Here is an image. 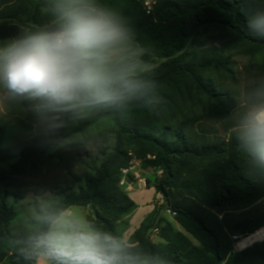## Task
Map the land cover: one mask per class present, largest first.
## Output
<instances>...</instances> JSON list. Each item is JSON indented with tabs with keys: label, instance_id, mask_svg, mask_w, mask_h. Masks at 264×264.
Listing matches in <instances>:
<instances>
[{
	"label": "trees",
	"instance_id": "trees-1",
	"mask_svg": "<svg viewBox=\"0 0 264 264\" xmlns=\"http://www.w3.org/2000/svg\"><path fill=\"white\" fill-rule=\"evenodd\" d=\"M7 1L0 14V40L17 34L13 21L22 16L40 20V0ZM114 2L132 17L147 50L145 60L163 59L148 73L162 103L151 111L140 105L101 111L55 133L63 137L97 126L92 137L96 155L79 146L54 149L39 131L14 154L7 144L10 130L0 124V264H28L14 251L28 232H10L20 216L10 197L50 192L55 200L46 206H93L90 217L121 235L119 227L128 225L138 207L120 184L123 170L135 161L149 172L146 185L163 202L128 240L171 264H264V241L234 250V236L264 228V181L247 173L232 133L236 93L220 83L236 80L234 54L250 58L248 81L264 75V38L249 35L246 28V19L264 10V0H161L150 14L139 0ZM208 26L226 29L228 39L220 47L189 48ZM204 120L221 126L223 133L210 127L201 131ZM161 210L174 214L181 230L164 216L155 223ZM150 228L159 242L146 236Z\"/></svg>",
	"mask_w": 264,
	"mask_h": 264
},
{
	"label": "clouds",
	"instance_id": "clouds-1",
	"mask_svg": "<svg viewBox=\"0 0 264 264\" xmlns=\"http://www.w3.org/2000/svg\"><path fill=\"white\" fill-rule=\"evenodd\" d=\"M39 14V22L13 21L17 34L0 40V110L27 102L50 147L88 150L90 128L55 135L66 116L85 120L162 103L133 19L114 0H40ZM246 28L264 38V10L251 14ZM235 105L237 147L249 176L264 181V75L237 92ZM26 227L14 251L28 264H171L100 226L78 204L42 206Z\"/></svg>",
	"mask_w": 264,
	"mask_h": 264
},
{
	"label": "rangeland",
	"instance_id": "rangeland-1",
	"mask_svg": "<svg viewBox=\"0 0 264 264\" xmlns=\"http://www.w3.org/2000/svg\"><path fill=\"white\" fill-rule=\"evenodd\" d=\"M17 1V0H15ZM13 1V5L17 2ZM10 1L7 0H0V14L1 12L8 6ZM25 19V17L22 16L21 20ZM228 31L224 28L217 27V26H208L205 28H202L190 41L189 48H212L214 46L220 47L222 43L228 39ZM163 59L154 58L152 61H149L148 63L151 66V69L158 66ZM250 61V58L248 56H244L241 54H234L231 56V63L233 70L235 72L236 80H220V83L222 84L223 88H226L228 90L233 91L237 94V92L242 89L247 83H248V73L245 69V67L248 65ZM255 61V59H254ZM214 78H216V75H212ZM81 119L79 118H70L68 116L63 118V125H65L67 128H72L77 124L78 121ZM0 124H4L7 126L10 130V137L8 140V147L11 151H13L14 154H18L30 138L38 132L37 129V121L34 113L31 111L30 106L27 102L22 104H12L5 102L4 107L2 110H0ZM222 125V124H221ZM199 129L206 130L204 128L210 127L209 131L212 130H219L221 133H223V128L219 125H213L212 121L204 120L199 123ZM223 126V125H222ZM92 130V135L88 136L87 144H88V150L92 153V155L97 154V148L93 145L92 137L97 132L98 128L97 126H94L90 128ZM134 168V172L138 174V176L145 180V186H142L141 189L135 190L133 193H131V196L133 200L136 202L138 207L135 209V211L127 218L128 225L126 227L121 226L119 227V232L125 239H129L130 236L134 233V231L140 226L142 221L145 219L147 215L141 219V215L147 210V205L153 206V209L159 205L162 204L163 199L160 194H157L155 190L148 191L150 188L146 185V180L149 177V172L143 171L140 169L139 164ZM78 172L83 171V168H77ZM134 173V176H135ZM132 184L138 186V180L137 178L131 177L130 181ZM134 187L135 189H138V187ZM141 186V185H140ZM140 188V187H139ZM139 192H141L144 196L143 199H138ZM150 193V194H148ZM148 195V196H147ZM150 195V196H149ZM54 196L50 192H46L42 195H36L34 193H30L26 198L24 199H16L14 197L9 198L10 203H14L16 205V208L18 209L20 216L17 220H15L9 230L11 233H18V232H28V228L26 227V221L30 217V215L33 212H37V207L41 208L42 206H46L54 201ZM141 200V201H140ZM82 210L91 215V210L82 207ZM153 211V210H152ZM151 211V212H152ZM150 212V213H151ZM166 219L172 221L174 227L177 230H181V227L173 220V217L169 213H163V215ZM141 219L140 223L139 220ZM150 235L152 236L153 241L159 242L160 239L157 235V233H153V230L151 231ZM235 237V236H234ZM237 237V236H236ZM245 237H238L236 240L237 242H241ZM234 245L235 251H240L245 249L239 248L237 245Z\"/></svg>",
	"mask_w": 264,
	"mask_h": 264
},
{
	"label": "built area",
	"instance_id": "built-area-1",
	"mask_svg": "<svg viewBox=\"0 0 264 264\" xmlns=\"http://www.w3.org/2000/svg\"><path fill=\"white\" fill-rule=\"evenodd\" d=\"M139 1L141 2L146 13L150 14L155 10L156 6L158 5V3L161 0H139ZM136 163H138V162L135 161L134 163H132L130 168L123 170V177H122L121 182H120V184L122 186H124L129 193H133L135 190V188H134L135 186L132 184V182H129L131 179V177L129 176L130 174H132V177L137 178L139 185L145 186V180L140 178L138 176V174L134 172V168H135ZM134 173H135V176H134ZM167 213H169L170 215H174V214H171V212L169 210L167 211ZM261 235H262V238L258 239L257 242L264 241V228L256 231L253 234L246 236V238H244V239H249L252 236H261ZM234 238H235V240L238 239V237H236V236ZM236 245L239 248H242V247H240V242H237Z\"/></svg>",
	"mask_w": 264,
	"mask_h": 264
},
{
	"label": "crops",
	"instance_id": "crops-1",
	"mask_svg": "<svg viewBox=\"0 0 264 264\" xmlns=\"http://www.w3.org/2000/svg\"><path fill=\"white\" fill-rule=\"evenodd\" d=\"M136 164H137L136 166H138V163H136ZM133 185H134V184H133ZM136 186H137V185H135V187H136ZM137 187H138V189H135V190H139V189H141L142 186H140V185L138 184ZM139 187H140V188H139ZM135 190H134V191H135ZM151 190H154V189H153V188H150L148 191L151 192ZM138 193H139V196H140L138 199H141V200H142L144 195H143L141 192H139V191H138ZM129 194H130V196H131V193H129ZM148 194H150V193H148ZM147 196H148V195H147ZM149 196H150V195H149ZM131 197H132V196H131ZM141 200H140V201H141ZM152 210H153V206H151V205L148 204V205H147V210L143 213V215H141V219H143V217H144L145 215H147L148 213H150ZM141 219L139 220L138 223H140Z\"/></svg>",
	"mask_w": 264,
	"mask_h": 264
},
{
	"label": "bare ground",
	"instance_id": "bare-ground-1",
	"mask_svg": "<svg viewBox=\"0 0 264 264\" xmlns=\"http://www.w3.org/2000/svg\"><path fill=\"white\" fill-rule=\"evenodd\" d=\"M262 238V235L261 236H252L250 237L249 239H243L241 242H240V247L244 248V247H248L254 243L257 242L258 239Z\"/></svg>",
	"mask_w": 264,
	"mask_h": 264
},
{
	"label": "water",
	"instance_id": "water-1",
	"mask_svg": "<svg viewBox=\"0 0 264 264\" xmlns=\"http://www.w3.org/2000/svg\"><path fill=\"white\" fill-rule=\"evenodd\" d=\"M90 209H91L92 212H94V211H93V206H90ZM163 213H164V210H161L160 213L158 214L157 218H156L155 223H158V220L161 218V216L163 215ZM152 230H153V228H150V229L147 231V233H146V236H147V237L150 236V233H151Z\"/></svg>",
	"mask_w": 264,
	"mask_h": 264
}]
</instances>
